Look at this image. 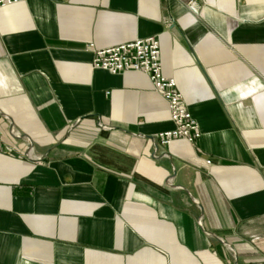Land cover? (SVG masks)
Returning a JSON list of instances; mask_svg holds the SVG:
<instances>
[{"label": "crops", "instance_id": "crops-1", "mask_svg": "<svg viewBox=\"0 0 264 264\" xmlns=\"http://www.w3.org/2000/svg\"><path fill=\"white\" fill-rule=\"evenodd\" d=\"M150 36L195 143L161 144L147 75L93 66ZM0 130V264H264L262 0L4 6Z\"/></svg>", "mask_w": 264, "mask_h": 264}, {"label": "built area", "instance_id": "built-area-1", "mask_svg": "<svg viewBox=\"0 0 264 264\" xmlns=\"http://www.w3.org/2000/svg\"><path fill=\"white\" fill-rule=\"evenodd\" d=\"M20 0H0V8ZM239 2L245 0H238ZM264 3V0H262ZM93 47V44H90ZM93 66L112 74L137 71L150 79L154 89L168 102L170 117L174 128L159 134L161 144L173 139L183 138L195 143L201 137L199 123L188 108L183 94L177 89L175 79L166 77L160 61V42L156 36L138 38L119 45L94 49ZM3 136L0 130V149Z\"/></svg>", "mask_w": 264, "mask_h": 264}, {"label": "water", "instance_id": "water-1", "mask_svg": "<svg viewBox=\"0 0 264 264\" xmlns=\"http://www.w3.org/2000/svg\"><path fill=\"white\" fill-rule=\"evenodd\" d=\"M31 146V145H30Z\"/></svg>", "mask_w": 264, "mask_h": 264}]
</instances>
